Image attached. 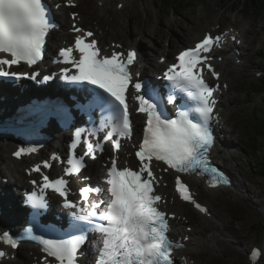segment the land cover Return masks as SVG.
<instances>
[{"label":"snow or ice","instance_id":"1","mask_svg":"<svg viewBox=\"0 0 264 264\" xmlns=\"http://www.w3.org/2000/svg\"><path fill=\"white\" fill-rule=\"evenodd\" d=\"M54 27L51 23L44 0H0V77L19 79L28 73H17L9 69L21 62L29 66L41 59L48 32ZM75 32H83L75 38L74 47L63 48L59 57L65 64H71L76 71L69 74V68L62 69L64 79L94 86L93 101L90 106L99 107L102 113H107L98 134L106 131L104 140L116 137L114 147H120L119 138H130L132 125L129 117L126 91L132 80L129 66L133 65L136 53L129 50L127 55L113 51L110 56L101 55L93 33L74 28ZM221 40V36L213 37L206 34L204 38L187 48L176 57V63L170 65L164 72L172 90L184 94L195 102L193 111L198 114L199 122L189 118L187 111L179 112L177 118H168L159 109V94L146 82L137 81L134 88L137 93L143 89L144 94L137 95L138 111L147 115L143 140L135 155L140 161L138 170L130 167H118L117 158L111 159V166L107 168L104 183L101 186H85L80 190L82 201L76 203L67 199V181L63 178L50 180L43 176L41 192L51 188L65 197L64 207L73 209L72 217L74 230L81 235L71 236L67 240L39 239L48 257L55 260V264H77L78 250L86 241L84 229L91 226L93 231L100 233L97 240V255L95 264H173L172 252L181 247L169 239V224L166 213L159 210L157 203L161 200L155 194V176L150 167L153 160L163 162L177 172L210 171L218 176V183L222 180L228 183L222 172L209 168L207 160L208 149L213 144L210 127L215 100L214 89L210 87L201 75L202 66L209 59V53ZM79 53L77 59L73 52ZM211 69V65H208ZM218 77V73L212 72ZM33 74V77L34 78ZM45 80L50 77H44ZM176 96L169 94L168 102L173 103ZM81 131L75 134L73 148L81 138ZM95 158V150L103 151V143L86 144ZM35 147H21L14 156L35 152ZM55 158V157H53ZM66 174L79 173L85 166L83 157H70ZM44 167H50L47 161ZM33 171H40V165H35ZM35 183V182H33ZM213 183L212 186H215ZM176 190L185 201H191L202 211H206L197 203L179 176L176 177ZM95 193L102 197L89 202V194ZM27 202L36 209L46 208V199L40 195H29ZM31 231V229H26ZM0 240L11 247L18 246L17 239L9 232L0 234ZM6 255L0 251V257ZM260 256V250L251 253L253 261Z\"/></svg>","mask_w":264,"mask_h":264},{"label":"rangeland","instance_id":"2","mask_svg":"<svg viewBox=\"0 0 264 264\" xmlns=\"http://www.w3.org/2000/svg\"><path fill=\"white\" fill-rule=\"evenodd\" d=\"M123 1L125 0H82L79 8L91 21L98 20L104 32H111L110 35L116 40L131 34L133 41L139 40L150 56L161 48H170L175 52L184 46L195 30H204L211 25L224 23V27H227L236 22L240 27L242 25L246 27L244 62L238 64L234 61L226 66L222 65L221 68L224 79L231 87V91L229 90L224 98L225 117L230 120L228 129L233 127L232 123L238 125V131L228 137V142L232 143L233 152L240 156L242 173L234 159L228 163L234 164L235 170L254 193L250 194V198L243 199L229 191V188L235 190L233 186L213 191L206 189L199 181L193 182L192 184L202 193V199L210 205L214 217L207 218L196 214L190 220V225L194 227L196 233L203 223L208 227V234H219V224H222V227L226 228V235L222 236L228 239V245L219 249L196 247L197 250L193 248L190 252L193 253L194 260L200 259L198 260L200 264H217L220 260L229 264H251L249 253L253 244L260 243L264 249V236L262 240H258L254 230L259 228L264 235V177L258 175L255 160L244 150L240 130L249 128V122L253 120L255 113L264 114L263 96L261 94L250 96L245 92L249 83L255 80L257 69L263 67L257 54L264 46V17L256 19L251 12L246 14L236 7L233 0H195L194 6L185 9L179 0L175 1L178 6L175 9H159L154 0H132L131 3L125 1L126 7L118 10ZM260 140V152L263 154L264 136ZM234 208L241 209L243 213L236 216ZM215 243L217 245L219 241ZM259 264H264V256Z\"/></svg>","mask_w":264,"mask_h":264},{"label":"bare ground","instance_id":"3","mask_svg":"<svg viewBox=\"0 0 264 264\" xmlns=\"http://www.w3.org/2000/svg\"><path fill=\"white\" fill-rule=\"evenodd\" d=\"M125 1H127L128 3L132 2V0H125ZM106 2H109V1H106ZM124 7H126V6H124ZM110 34H112V33L109 32L106 37H105V35L101 36L102 40L105 43H108L107 38L111 39ZM122 37H120V38L124 42H122V41H119V42L124 43L126 46H133V47L142 46L139 40L136 42L133 41L131 34L126 36V38H124V36H122ZM109 44L112 45L111 40L109 41ZM166 52H167V50L164 52H161V53H162V55H166ZM160 57L161 56H158V58H160ZM141 58H142L141 62L145 61L147 63V65H142V66L138 65V68L140 70L144 71V74L148 73L149 69H157L158 67H160V64L158 65L156 63V56L155 57L150 56L145 50L142 51ZM30 88H33V87L30 85ZM36 91H39V90L36 89ZM4 95H6L8 97V98H6L5 102H3L1 100V97ZM20 97H22V96H20ZM16 102H17V99L14 98V95L5 94L2 92V90H0V108L7 106V107H12L13 109H15L16 108ZM225 122H227V121H225ZM236 128H238L237 123H234V127L231 130H229L227 127L224 126V129L222 130V132H220V134H221V137L225 140V144L227 145V150L220 149V148L216 147L213 150V154H214V157L216 159L215 161L218 164H220L233 177V181H234L233 187L235 188V190L232 188H229V191H233L239 197L245 199V198H250V196H251L250 194L254 193V191L252 189H250V186H248L240 176V173H242V163L239 160L240 156L236 155L232 149L228 150L229 146L231 147V145H229L226 142V135L229 132L230 133L234 132L236 130ZM226 129H227V133L225 136H223V132H226ZM64 136H67V134H65ZM13 144H14V140L10 137L7 138V140H5V138L0 139V167H1V170L4 171L5 176H7L8 174H12V177H15V180L17 183H22V182L26 181V179L28 178V176L25 172V168L27 167V165L29 163L32 162V160L25 158L22 161H19V160L14 159L11 154L9 155V149L13 146ZM232 159L235 160V164H237V166L239 167V170L241 171L240 173H238V171L235 170L234 164L228 163ZM12 177L9 179V182L6 183L7 187L11 186V182L12 183L14 182L13 181L14 178H12ZM161 190L164 193H171V190L169 188H166V187H161ZM216 190L217 189H214L213 191H216ZM0 205L3 207V211L9 210L13 214L14 217L17 216L19 219V222L24 220L26 210L22 209L18 205V198L15 199V198H12L10 196L5 197V198H1L0 199ZM169 208L171 210H174V211H176V210L182 211V209L179 208L177 203H175V204L170 203ZM249 208H252V207L249 206ZM200 222H201V220H200ZM200 222H197V223L199 224ZM183 224L184 223L178 219H176L174 221V225H181V227L179 229H177L174 233L176 236H179V235L186 236L187 234L191 235V239H190V241H188V248L182 250L183 254H186V255L191 254L190 250L193 249V246H196L197 248L207 246L210 249H212V248L213 249H219V248H222V246L228 245V239H226L222 236V235H226V231H225L226 228L222 227V224H219V226H220L218 229L219 234L218 233L208 234V227L206 225H204L203 223L200 224V227L198 228L197 233L196 232H193V233L189 232L188 230L185 229V227H183ZM218 241H219V244L216 245L215 242H218ZM25 248L27 249V247H25ZM25 248L21 249L19 251V256H20L19 260L11 259L10 261H4L3 264H22L23 261H26L25 264L32 263V261H34V257L32 255H30L29 253H26ZM29 248H32L34 250L35 249L38 250V248H36V247L35 248L29 247ZM191 264H193V263L191 262ZM195 264H200V262H198V260H197Z\"/></svg>","mask_w":264,"mask_h":264},{"label":"trees","instance_id":"4","mask_svg":"<svg viewBox=\"0 0 264 264\" xmlns=\"http://www.w3.org/2000/svg\"><path fill=\"white\" fill-rule=\"evenodd\" d=\"M176 0H154L156 6L160 9L164 8H176L175 4ZM180 4L185 8L188 6H193V2L195 0H179ZM236 4V7L240 10H243L245 13L251 12L252 14H256L258 17L264 15V0H233ZM238 4L240 6H238ZM259 59L263 63L264 67V48H262L259 52ZM248 94H261L264 98V77L255 78L248 85ZM254 120V121H253ZM252 121L249 122V128L243 130V147L244 150L250 154L255 160L254 165L258 168V175L260 177H264V153L260 152L261 150V140L260 138L264 136V114H260L259 112L255 113V117ZM235 215H239L243 213L241 209L234 208ZM259 225V224H258ZM258 240L263 239V231L259 228H254ZM217 264H229V262L221 260Z\"/></svg>","mask_w":264,"mask_h":264}]
</instances>
